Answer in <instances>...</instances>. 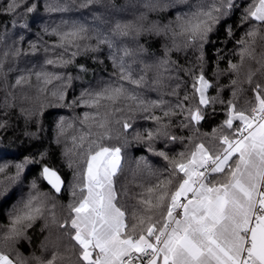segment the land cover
Wrapping results in <instances>:
<instances>
[{"label":"snow or ice","instance_id":"6c2138e0","mask_svg":"<svg viewBox=\"0 0 264 264\" xmlns=\"http://www.w3.org/2000/svg\"><path fill=\"white\" fill-rule=\"evenodd\" d=\"M40 3L0 0V264H264V0H43V23ZM16 90L61 164L9 151Z\"/></svg>","mask_w":264,"mask_h":264},{"label":"trees","instance_id":"16d2710c","mask_svg":"<svg viewBox=\"0 0 264 264\" xmlns=\"http://www.w3.org/2000/svg\"><path fill=\"white\" fill-rule=\"evenodd\" d=\"M106 3H111L113 2V0H105ZM117 3L119 4H123V5H129L132 3H135V0H116ZM39 13L40 15L43 17V20L40 23L43 22H47L49 21V16L47 14L44 13L43 10V0H41L40 3V9H39ZM85 17L91 21L92 17L91 15H89L87 12L84 13ZM239 13H237L236 15L230 17L227 19V23L228 24H235L237 17H238ZM60 18V14H52L51 19L58 21ZM64 18L65 19H80V13L79 12H72V13H67L64 14ZM22 22V21H21ZM5 25L8 26V30L11 33L12 32V28H11V24H10V18L8 17H3L0 16V31L4 30ZM39 24H36L33 26L31 33L29 32H24L21 30V34L25 35L26 39L25 42L23 43L22 47L27 49L28 48V39H32L35 40L36 36L34 35L38 30H39ZM236 31V36L237 38L242 34V30L241 29H235ZM17 37L15 35L12 36V39H16ZM225 38V32L224 29L221 28L218 32L214 33L212 35V40L215 42V46L216 47H223L225 48V51L227 52L229 49H231L233 47V44L230 42L227 45H224L222 43H220V41H223ZM45 40H48L49 38L47 36L44 37ZM11 42V41H9ZM49 43H51V40H49ZM214 51L213 48H209V55L212 54V52ZM40 59L42 61L43 59V53L41 52L39 54ZM81 62H84V58L83 57H79L78 58ZM101 59H103V56H101ZM28 58H22L18 64V67L20 68H24L26 66H31L30 64H27ZM87 63L89 65L90 71L87 75V79H94V73L96 75H104V68L107 66L108 71H111V67L110 64L107 65H100V64H93L92 61L89 59L87 60ZM226 66V62H224L222 64V67ZM15 75L16 73L10 74V82H14L15 79ZM226 77H222L221 80L222 82H226ZM16 103H17V107L13 110H11V123H12V127L8 130L7 133H5L6 135L10 136L11 139L14 141V143L11 145L9 151L16 153L18 151H26V150H32L35 151L37 148H41V147H49V145H51L50 147V151H53L56 163L59 165L62 163V161L60 160V148H58L55 144H51V140L53 137V131H52V127H51V120L53 119V117H49L48 120L45 122L44 124V130L43 132L40 133L41 135V141H31L28 138H25L21 135V132L23 130V119H19L17 120V115L19 114V107L20 105L23 103L24 106H27V102L22 100V93L19 90H16ZM214 94V93H213ZM3 97H4V92L2 90H0V103L3 102ZM79 111V110H77ZM60 114L61 115H67L69 118H71L72 113L68 110H60ZM208 130V129H205ZM17 137H19V139H17ZM177 150H179L180 146L177 145L176 146ZM133 155H139L140 153L136 151L135 147L132 149ZM157 160V158H153V162L155 163ZM162 161H160V165H162ZM63 171L65 173H68V169L65 167L63 168ZM65 203L67 202L66 200L64 201ZM36 239H35V243L34 245H28L27 246V251H25L24 248L21 249V251L25 252V255L30 254L32 251H37L39 250V241L40 239H42L41 234L39 233V229H37V231L33 234Z\"/></svg>","mask_w":264,"mask_h":264}]
</instances>
